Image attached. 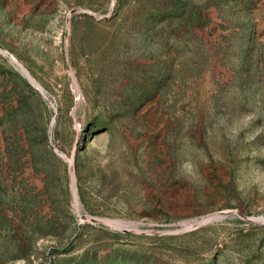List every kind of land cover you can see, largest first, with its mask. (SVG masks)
Segmentation results:
<instances>
[{
  "label": "rangeland",
  "instance_id": "obj_1",
  "mask_svg": "<svg viewBox=\"0 0 264 264\" xmlns=\"http://www.w3.org/2000/svg\"><path fill=\"white\" fill-rule=\"evenodd\" d=\"M0 50V264H264V0H0Z\"/></svg>",
  "mask_w": 264,
  "mask_h": 264
},
{
  "label": "bare ground",
  "instance_id": "obj_2",
  "mask_svg": "<svg viewBox=\"0 0 264 264\" xmlns=\"http://www.w3.org/2000/svg\"><path fill=\"white\" fill-rule=\"evenodd\" d=\"M25 69V68H24ZM26 70V69H25ZM23 73H25L29 78H30V80L32 81V82H35L36 84H38L42 89H43V87L37 82V80L34 78V77H32L31 76V74L26 70L25 72H23ZM75 85H76V89H77V91L80 93V87H79V85L77 84V83H75ZM44 90V89H43ZM63 157H64V159H66L68 162H69V164L70 165H73L72 163H73V159L72 158H67V157H65L64 155H63ZM73 167V166H72ZM73 171V170H72ZM73 191H74V198H75V204H76V206L78 207L79 206V198H78V195H77V192H76V187H75V178H74V176H73ZM104 222H106L107 224H110V225H115V222L114 221H112V220H104Z\"/></svg>",
  "mask_w": 264,
  "mask_h": 264
},
{
  "label": "water",
  "instance_id": "obj_3",
  "mask_svg": "<svg viewBox=\"0 0 264 264\" xmlns=\"http://www.w3.org/2000/svg\"><path fill=\"white\" fill-rule=\"evenodd\" d=\"M0 52H1L3 55H5V56H9V57H10V60L14 63V65H15L16 68L22 73V75H23L24 77H26V79L29 81V83H30V84H31L36 90H38L39 92H41L42 95L46 98V94H45L44 90H43L38 84H36L35 82H32V81L30 80V78H29L25 73H23V72L26 71V70L24 69V67H23L21 64H19L18 61H17L13 56H11L10 54H8L7 52L2 51V50H0ZM56 152L59 154V152H58L57 150H56ZM60 156L63 157V155H61V154H60ZM72 164H73V163H72Z\"/></svg>",
  "mask_w": 264,
  "mask_h": 264
}]
</instances>
